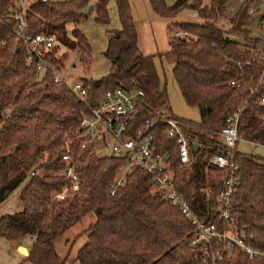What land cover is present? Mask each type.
<instances>
[{
  "label": "trees",
  "instance_id": "obj_1",
  "mask_svg": "<svg viewBox=\"0 0 264 264\" xmlns=\"http://www.w3.org/2000/svg\"><path fill=\"white\" fill-rule=\"evenodd\" d=\"M109 1L97 0L90 11V0H30L25 17L33 33L55 34L59 42L80 50L84 59L92 47L79 21L93 16L98 23H109ZM115 1L122 26L109 30L103 51L110 60L109 70L98 78H82L89 102L97 105L107 90L136 84L144 91L138 122L157 108L174 115L156 59L160 55L162 60L165 53L146 54L140 49L130 1ZM149 1L160 16L174 17L188 7L201 18L171 21L167 52L174 55L173 75L186 102L199 108L200 118L189 119L196 123L189 131L205 147L201 152L192 150L191 160L184 163L167 124L155 126L153 133L157 150L171 152L177 188L202 217L216 219L217 195L207 194L205 187H219L225 170L208 165V159L229 147L215 131L227 124L230 113L241 109L239 131L244 140L264 145V103L259 100L264 88L249 90V77L257 72L251 55L261 37L248 24L259 10L250 12V7L259 0H242L229 29L216 22L225 17L231 0ZM15 5L16 0H0V204L25 184L20 192L22 208L0 217V234L14 242L31 238L28 259L33 264H65L68 257H61L56 239L93 212L96 220L84 230L87 239L75 258L80 264H201L199 251L190 243L192 224L152 190L150 175L134 166L116 185L124 159L98 155L94 141L82 145L79 122L86 106L67 85L57 83L50 70L35 79L36 65L28 62L24 44L12 31L15 20L9 12ZM58 50L55 44L45 53L63 66L67 53ZM68 140L80 188L61 199L56 194L71 182L62 172ZM240 141L233 215L253 243L264 249V157L241 150ZM227 259L234 264H264V257L250 259L239 249Z\"/></svg>",
  "mask_w": 264,
  "mask_h": 264
},
{
  "label": "built area",
  "instance_id": "obj_2",
  "mask_svg": "<svg viewBox=\"0 0 264 264\" xmlns=\"http://www.w3.org/2000/svg\"><path fill=\"white\" fill-rule=\"evenodd\" d=\"M30 0H16V5L9 15L15 20L12 31L16 38L24 44L27 60L36 65L35 79H40V71L50 70L57 83L67 85L71 91L85 104L80 122V136L82 145L99 141L100 136L110 134L114 138L112 155L122 157L127 168L119 170L116 185L122 184L127 172L138 166L149 175L152 190L159 192L171 204L175 205L189 219L192 224L190 243L199 251L201 264H234L228 261L235 249H239L250 259L264 257V249L256 246L248 233L241 229L233 215V194L236 188L238 162L236 160V145L244 140L239 131L240 110L227 116V124L215 132L221 136L228 145L227 151L215 152L208 159V165L213 164L225 170L221 177V185L205 187L207 194L216 193L219 214L215 219L212 215L202 217L191 205L189 199L182 193L174 181V170L171 166V152H159L155 142L153 128L157 125L167 124L168 136L175 138L180 160L188 163L191 160L193 143L198 142V152L205 145L190 133L189 129L196 126L194 121L177 115H166L162 108H157L149 117L138 122L141 116V100L144 95L142 88L136 84L119 85L109 89L101 97L99 104L92 105L87 97V88L82 79L69 83L64 76L63 67L46 56V50L59 41L55 34L44 30L33 33L25 17L26 8ZM264 5V0H262ZM257 7L251 6L250 12ZM261 33L264 36V20L259 22ZM260 36V35H259ZM261 37V36H260ZM262 40V37H261ZM261 42V41H260ZM260 42L253 50L251 60L257 72L249 77L251 93L264 88V44ZM59 45V44H58ZM80 58L82 55L80 53ZM237 85L240 81H231ZM264 103V95L259 97ZM67 165L62 172L70 179V184L59 191L57 198H64L70 191L80 188V175L75 168L71 153L70 141H66V150L62 155ZM123 164V165H124ZM32 171L30 174H34Z\"/></svg>",
  "mask_w": 264,
  "mask_h": 264
},
{
  "label": "rangeland",
  "instance_id": "obj_3",
  "mask_svg": "<svg viewBox=\"0 0 264 264\" xmlns=\"http://www.w3.org/2000/svg\"><path fill=\"white\" fill-rule=\"evenodd\" d=\"M172 3L175 0H167ZM195 1V0H192ZM242 0H231L230 6L225 17H222L217 20V23L222 26L229 28L232 26L231 18L237 11L239 5ZM187 12L189 17L192 13L195 12ZM110 11V10H109ZM264 12V5H261L260 10H257L254 14L253 19L248 24L255 35H260L262 40L260 42L261 45L264 44V36L261 33V28L259 26V19L261 14ZM110 13V12H109ZM197 18V14L194 15ZM117 19V12H116ZM201 20V18H200ZM115 24L119 25L118 19L117 22H114L113 15L110 14V22L107 24L98 23L94 20L93 16H91L87 20H80L79 26L85 30L87 36L89 37L91 43V50H87L85 53L84 59L80 58L81 51L78 49H73L64 44L63 41L60 40L59 44V53H67V56L64 58V67L63 73L65 79L69 83H74L76 80H80L83 77H101L108 71L109 68V60L103 54V51L107 47L109 30L115 28ZM70 27V25H69ZM167 30L168 39L169 36L172 35V31ZM70 39V37H69ZM161 60V56L157 55V64L159 65L160 77L163 83H166L169 100H170V108L174 115L184 117L187 119L198 121L200 118V111L197 106L189 105L182 92L181 89L176 82L173 75V63H174V55L172 53L164 52ZM162 61V62H161ZM75 62V65H73ZM44 74V71H40V76ZM114 142V138L110 134H106V137L100 136L99 141L94 143L95 150L98 155L105 156L110 155L112 153V144ZM239 148L243 151L252 152L259 156L264 157V145L256 144L254 142L241 140L239 143ZM127 168V165L124 164L121 170ZM95 214L91 212L90 216L93 217ZM90 216H87L82 220V222L77 223L73 228L69 229L67 232H64L61 236L56 239V246L58 248L59 253L63 257H68V264H80L78 261H73V253L76 247V244L80 241L81 237H86L84 233V229L82 226L85 224V220H88ZM80 234V236L76 239L75 242H72L73 239ZM69 238L68 245L65 243V239ZM87 238V237H86ZM73 247V248H72ZM72 248V249H71Z\"/></svg>",
  "mask_w": 264,
  "mask_h": 264
},
{
  "label": "crops",
  "instance_id": "obj_4",
  "mask_svg": "<svg viewBox=\"0 0 264 264\" xmlns=\"http://www.w3.org/2000/svg\"><path fill=\"white\" fill-rule=\"evenodd\" d=\"M97 0H90V4L94 5ZM132 10V15L134 17V21L136 23V27L138 30V45L140 49L146 54H153L158 52H165L170 49L169 39L167 35V26L171 21H199L200 17L198 15V11L195 9V14H197V18L194 16L195 14L189 17L187 12H194V8H184L174 17H165L158 15L152 8V5L149 0H129ZM167 1V0H166ZM168 2V1H167ZM204 4H208L211 0H202ZM170 3V2H168ZM262 4V0H259L255 3V7L260 10ZM108 9L110 10V14L113 15L114 22H119L115 24V28H121V22L119 19L117 4L115 0H110L108 3ZM117 12V19H116ZM217 23V22H216ZM103 24V23H102ZM223 29H229L221 24L217 23ZM114 28V29H115ZM84 32L85 30L81 28ZM86 33V32H85ZM87 35V33H86ZM88 37V36H87ZM89 39V37H88ZM90 41V40H89ZM109 60V59H108ZM162 62V61H161ZM75 65V62H73ZM159 66V65H158ZM109 68H110V60H109ZM108 68V70H109ZM159 68V67H158ZM160 71V70H159ZM163 83V82H162ZM245 141V140H244ZM25 182L21 183L17 188H15L11 194L0 204V217L4 214L14 213L22 208V202L20 200V192L24 187ZM91 212L85 215L80 221L76 222L72 227L73 228L77 223L82 222L84 218L90 216ZM96 220V215L93 217H89L88 220H85L84 226L80 229H86L90 223ZM68 229V230H69ZM67 230V231H68ZM66 231V232H67ZM79 235V234H78ZM80 236V235H79ZM70 238V237H69ZM67 237L65 239L66 245H68ZM71 239V238H70ZM86 237H81L78 244H76L74 253H73V261H76L75 258L77 256L79 248L86 241ZM19 245H24L28 249V253L25 254L18 249ZM32 248V240L29 237H25L20 241H10L4 236L0 234V264H33L28 256L30 254ZM73 248V247H72ZM71 248V249H72ZM61 255V253H60ZM62 258H65L61 255ZM68 260H66L65 264Z\"/></svg>",
  "mask_w": 264,
  "mask_h": 264
},
{
  "label": "water",
  "instance_id": "obj_5",
  "mask_svg": "<svg viewBox=\"0 0 264 264\" xmlns=\"http://www.w3.org/2000/svg\"><path fill=\"white\" fill-rule=\"evenodd\" d=\"M92 10H93V5L90 6V11H92ZM198 146H199V143L198 142H194L193 143V150L197 151ZM18 249L20 251H22L23 253H25V254L28 253V249L24 245H19Z\"/></svg>",
  "mask_w": 264,
  "mask_h": 264
}]
</instances>
